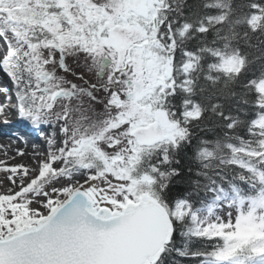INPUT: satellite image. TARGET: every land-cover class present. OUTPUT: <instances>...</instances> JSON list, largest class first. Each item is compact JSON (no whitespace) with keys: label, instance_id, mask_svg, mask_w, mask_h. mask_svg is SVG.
<instances>
[{"label":"snow or ice","instance_id":"6c2138e0","mask_svg":"<svg viewBox=\"0 0 264 264\" xmlns=\"http://www.w3.org/2000/svg\"><path fill=\"white\" fill-rule=\"evenodd\" d=\"M185 2L166 10L183 16ZM250 7L264 14V3ZM156 11L145 15L138 0H0V123L12 114L36 140L31 164L0 161V264H179L173 253L264 264V74L240 85L252 139L193 137L202 112L172 111L168 98L191 93L211 58V95L234 99L249 61L216 46L231 48L234 27L202 42L231 5L196 23ZM196 34L200 47L182 46ZM211 111L229 132L243 123L223 102Z\"/></svg>","mask_w":264,"mask_h":264},{"label":"trees","instance_id":"16d2710c","mask_svg":"<svg viewBox=\"0 0 264 264\" xmlns=\"http://www.w3.org/2000/svg\"><path fill=\"white\" fill-rule=\"evenodd\" d=\"M206 3H211L214 5L212 9H207L204 7ZM253 3H264V0H186L183 5L184 15L179 16L177 11L166 10L167 5L171 4L172 8L179 7V0H158L156 5L157 14L156 16L165 15L168 20H184L187 19L192 23H196L202 17H206L210 14L219 13L222 10H227L228 6L231 5V11L228 15V22L223 25H210L211 32L208 34L207 39H203L199 34H196V38L188 42L186 46L192 50H196L201 46V41L203 44H211L212 36L217 31L218 28H222L223 31L221 35L227 34L231 37L232 32L230 28L235 29L238 34L236 40L232 42L231 48L223 49V42L220 41L216 46L221 47V49L231 55V52L236 48H239L243 55H246L249 61L248 68L245 74L240 78L236 85L233 86V90L237 92V96L234 99H227L220 101V96H212L211 93L213 89L211 85L203 79L205 73L208 72V63H214V59H206L201 65V70L199 73H194L193 78L196 75L200 76L199 80L194 79V86L191 93L177 89L178 96L180 98V103H177L176 99L168 98V108L172 111L180 110H191V111H201L202 119L198 121H192L190 124V129L193 137L202 136L210 139H218L221 144L228 142V137H232V143H236L235 137H244L245 139H252L247 133V121L249 117L243 116L239 109H243L246 106L240 103V100L244 98V89L240 86L251 76L255 75L257 77L264 74V14H257L255 10L250 7ZM254 21L257 31H252L248 27L249 20ZM236 21H241V23L236 24ZM160 42H166V30L164 25L161 24L160 29ZM244 33H247V38H244ZM167 54L166 52L164 53ZM178 57L177 67H179V62L183 60L180 55V51L176 52ZM256 57H261L255 63L252 61ZM213 75H219V73H212ZM183 75L178 71L176 74L177 82L183 80ZM223 80V77H221ZM201 87H207L208 91L201 92ZM220 85H217L219 89ZM211 96V99L209 97ZM189 101L187 105L183 101ZM217 102H223L224 111L226 113H231L234 117L239 115L243 123L238 124L231 132L228 131L226 125L227 121L219 118L217 115L213 114L211 111L212 104ZM198 106V107H197ZM253 110L248 108V112L251 113ZM225 175H231L232 170L223 169ZM242 189L248 190V186L240 181H236ZM183 241L177 240L176 247H181ZM173 257L179 264H197L194 260H185L181 257L172 254Z\"/></svg>","mask_w":264,"mask_h":264},{"label":"bare ground","instance_id":"6f19581e","mask_svg":"<svg viewBox=\"0 0 264 264\" xmlns=\"http://www.w3.org/2000/svg\"><path fill=\"white\" fill-rule=\"evenodd\" d=\"M0 81H4L0 75ZM4 102L0 97V103ZM9 123L7 125L0 123V161H13V156L18 149L25 152L23 158H18V162L31 164L33 149L36 146L35 138L29 134L28 129L18 122L17 118L9 114ZM17 120V121H16ZM29 127H31L29 125ZM39 136V133H36ZM42 150V149H37ZM17 163V162H16Z\"/></svg>","mask_w":264,"mask_h":264},{"label":"rangeland","instance_id":"374dc122","mask_svg":"<svg viewBox=\"0 0 264 264\" xmlns=\"http://www.w3.org/2000/svg\"><path fill=\"white\" fill-rule=\"evenodd\" d=\"M138 3L140 4L141 9L143 10L145 15H147L153 9L152 8L153 0H138ZM18 161H19L18 158H15V159H13V161H10L9 163H16ZM0 181H3L4 183H7V180H6V178H5L3 173H0Z\"/></svg>","mask_w":264,"mask_h":264}]
</instances>
